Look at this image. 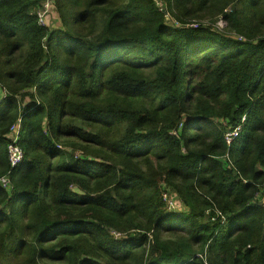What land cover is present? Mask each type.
Masks as SVG:
<instances>
[{"label":"trees","instance_id":"obj_1","mask_svg":"<svg viewBox=\"0 0 264 264\" xmlns=\"http://www.w3.org/2000/svg\"><path fill=\"white\" fill-rule=\"evenodd\" d=\"M42 2L0 0V264H264V0Z\"/></svg>","mask_w":264,"mask_h":264},{"label":"built area","instance_id":"obj_2","mask_svg":"<svg viewBox=\"0 0 264 264\" xmlns=\"http://www.w3.org/2000/svg\"><path fill=\"white\" fill-rule=\"evenodd\" d=\"M50 0H43L41 7L37 11V18L39 24L44 25L46 14L49 12V9L52 8V1L49 3ZM51 7V8H50ZM222 22V21H221ZM191 26L196 27V24L193 23ZM2 98V97H1ZM244 121V118L241 120ZM21 127V119L17 118V120L10 126L9 128V134H10V141L7 146V154H8V160L10 162V166L14 167L18 161L22 158V151L19 149V146L17 144L19 135L18 132ZM241 129V125L235 126L232 130H229L225 133V140L227 145L229 146L230 143L239 135ZM0 184L3 188L8 187L9 181L7 176H3L0 178ZM169 197H172V195L163 194L162 199L166 202L167 209L169 211H179L181 209L180 207H176L174 199L173 201L169 202ZM257 202L261 206L262 210L264 211V194L261 198H257ZM169 203V204H168Z\"/></svg>","mask_w":264,"mask_h":264},{"label":"rangeland","instance_id":"obj_3","mask_svg":"<svg viewBox=\"0 0 264 264\" xmlns=\"http://www.w3.org/2000/svg\"><path fill=\"white\" fill-rule=\"evenodd\" d=\"M52 1V4H53V1L54 0H50L49 1V3ZM51 4V5H52ZM51 8V7H50ZM50 10V9H49ZM47 15H48V13L45 15L46 17H47ZM51 22L53 23V24H56L57 25V20H51ZM223 25H224V23L223 22H221L220 20H219V17H218V20H217V22L215 23V26L218 28V29H221L222 27H223ZM1 99V98H0ZM128 102H130L131 104H134L136 107H139V108H146L145 106L147 105V103H146V101L144 100V99H128L127 100ZM62 146V145H61ZM69 150H71V149H69ZM76 154H80L79 152H76ZM169 199V202L171 201H173V199H172V197H169L168 198ZM169 204V203H168ZM111 235L113 236V238L114 239H119L120 237H121V234L120 233H118V232H112L111 233ZM133 236V235H132ZM133 237H135V236H133Z\"/></svg>","mask_w":264,"mask_h":264},{"label":"crops","instance_id":"obj_4","mask_svg":"<svg viewBox=\"0 0 264 264\" xmlns=\"http://www.w3.org/2000/svg\"><path fill=\"white\" fill-rule=\"evenodd\" d=\"M1 92V91H0ZM0 98H1V96H0Z\"/></svg>","mask_w":264,"mask_h":264},{"label":"clouds","instance_id":"obj_5","mask_svg":"<svg viewBox=\"0 0 264 264\" xmlns=\"http://www.w3.org/2000/svg\"><path fill=\"white\" fill-rule=\"evenodd\" d=\"M264 212V211H263Z\"/></svg>","mask_w":264,"mask_h":264}]
</instances>
